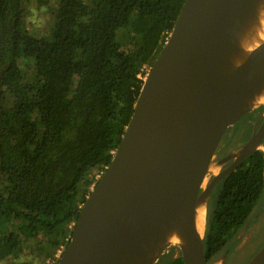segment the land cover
Masks as SVG:
<instances>
[{
  "label": "trees",
  "instance_id": "trees-1",
  "mask_svg": "<svg viewBox=\"0 0 264 264\" xmlns=\"http://www.w3.org/2000/svg\"><path fill=\"white\" fill-rule=\"evenodd\" d=\"M29 1L0 0V264H29L20 259L28 250L58 264L185 2L53 0L48 44L22 27ZM209 201L205 264H214L264 204V152L248 155ZM156 264L184 259L171 246Z\"/></svg>",
  "mask_w": 264,
  "mask_h": 264
},
{
  "label": "water",
  "instance_id": "water-1",
  "mask_svg": "<svg viewBox=\"0 0 264 264\" xmlns=\"http://www.w3.org/2000/svg\"><path fill=\"white\" fill-rule=\"evenodd\" d=\"M259 1L185 0L58 264H156L171 246L180 249L184 264H205L214 188L252 152H264L263 109L244 145L216 161L225 133L264 108V101H256L264 90V41L229 67L237 38ZM200 198L206 201L202 240L195 222ZM177 227L185 243L157 251ZM248 264H264V247Z\"/></svg>",
  "mask_w": 264,
  "mask_h": 264
},
{
  "label": "rangeland",
  "instance_id": "rangeland-1",
  "mask_svg": "<svg viewBox=\"0 0 264 264\" xmlns=\"http://www.w3.org/2000/svg\"><path fill=\"white\" fill-rule=\"evenodd\" d=\"M39 5L40 4H38V0H30L29 2L26 3V8H25L26 20H24V22L22 23V27L31 30V32H35L41 36H44L47 39L48 44H51L55 39L54 16H55V11L57 9V5L53 0L49 1L47 4H42L40 6ZM149 70H150L149 67L144 69L145 76L149 72ZM254 115H258V113ZM240 126L241 123L238 124L237 122V124L231 127L230 128L231 130L229 129L228 132L234 131L236 128H239ZM239 139H242V142H240L233 150L229 149L228 147L229 141L225 139V142L222 143L221 148L218 150L216 161H220L226 158L227 156H230V154L234 153V151L237 148L244 145L246 141L243 140V137H240ZM227 164L222 165L223 167L221 168H224ZM101 175L102 174H99L95 177V184L98 182ZM210 177H212V175ZM95 184L93 185L92 189L94 188ZM70 226L75 227V223L72 222ZM263 247H264V233L259 235V238L256 240L251 256L254 257ZM64 249L65 247L57 252L56 258H60ZM20 259L27 261L29 264H56L55 259L48 257L43 261L42 257L38 256L36 251H30V250L23 253L20 256ZM244 263L245 262H243V264ZM222 264H224V260L222 261ZM232 264H235V262H233Z\"/></svg>",
  "mask_w": 264,
  "mask_h": 264
},
{
  "label": "bare ground",
  "instance_id": "bare-ground-1",
  "mask_svg": "<svg viewBox=\"0 0 264 264\" xmlns=\"http://www.w3.org/2000/svg\"><path fill=\"white\" fill-rule=\"evenodd\" d=\"M264 41V0H260L256 6V13L252 18L244 23L242 31L237 38L236 46L231 54L229 61L230 69L235 68L238 64L243 62L249 53L261 42ZM262 95L256 101H264V90ZM256 101H251L256 103ZM213 170H217V166L211 165ZM210 202V201H209ZM208 202V203H209ZM195 222L196 230L200 240L204 238L206 227V201L198 199L195 208ZM185 238L180 232L179 228L171 229L167 232L165 239L157 246V251L166 245L170 244H184ZM216 264H220L218 260Z\"/></svg>",
  "mask_w": 264,
  "mask_h": 264
},
{
  "label": "flooded vegetation",
  "instance_id": "flooded-vegetation-1",
  "mask_svg": "<svg viewBox=\"0 0 264 264\" xmlns=\"http://www.w3.org/2000/svg\"><path fill=\"white\" fill-rule=\"evenodd\" d=\"M258 117L259 115H251L247 116L246 118H242L240 121H238V124L241 123V126L239 128H236L234 131H227L228 133H225L221 142L226 139L227 141H229V149L233 150L240 142H242V139H239L240 137H243V140L247 141L250 135L252 134L255 125L257 124L256 122ZM259 126L260 124H258L257 128ZM221 145L222 143H220L219 148H221ZM255 216H259L258 221H260V224L252 225V227H250L249 233L245 232L241 240H236L237 245L235 249L231 253L225 252L224 254H222V256H220L218 260H220L226 253L227 258H225L224 264H232L233 262H235V264H243V262L246 263L251 260V258L253 257L251 256V254L255 246V242L259 238V235L264 233V204L261 206L260 210L257 212V215Z\"/></svg>",
  "mask_w": 264,
  "mask_h": 264
},
{
  "label": "crops",
  "instance_id": "crops-1",
  "mask_svg": "<svg viewBox=\"0 0 264 264\" xmlns=\"http://www.w3.org/2000/svg\"><path fill=\"white\" fill-rule=\"evenodd\" d=\"M258 217H259V216H254V217L252 218V221H250L248 227H246V228L242 231V233L240 234V237L238 238V241L242 239V237L244 236L245 232L249 233V231H250V227H252V225H258V224H260V221H258ZM225 258H227V253L221 258V260H222V261L224 260V262H225ZM252 258H253V257H252ZM248 262H250V261H248ZM248 262H246V263H244V264H248Z\"/></svg>",
  "mask_w": 264,
  "mask_h": 264
}]
</instances>
